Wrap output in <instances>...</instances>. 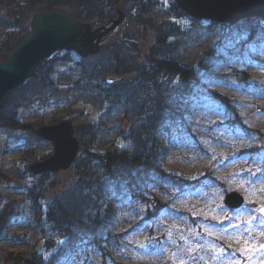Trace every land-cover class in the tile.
<instances>
[{"label":"rangeland","instance_id":"rangeland-1","mask_svg":"<svg viewBox=\"0 0 264 264\" xmlns=\"http://www.w3.org/2000/svg\"><path fill=\"white\" fill-rule=\"evenodd\" d=\"M137 1L124 0L118 7L124 17L102 39L101 60L112 62L115 47L123 45L144 61L154 43L151 26L167 21L177 28L167 36L168 43H177L173 58L199 76L186 100L190 109L184 121L159 134L167 150L162 168L170 182L159 180L136 199L111 196L119 201L111 228L118 237H104L100 246L85 242L66 249V239L45 213L75 175L72 166L47 175L30 171L32 163L53 151L36 128L62 120L79 130L90 125L92 150L104 153L132 148L124 135L136 118L125 113L123 101L112 102L102 91L109 86L104 79L118 74L86 78L78 64L81 57L58 51L54 56L70 60L56 67L53 86L15 102L19 121L31 128L0 126V212L10 213L0 232V264H17L33 255L44 264H264V215L256 211L257 206L264 208V147L259 140L264 129V22L250 40L245 28L236 27L244 20L222 25L175 17L170 0H140L147 4L145 12L130 11ZM12 16L11 9L0 6V19L12 21ZM133 17L139 18L135 24ZM5 33L0 26V42ZM97 61L92 57L86 64ZM118 76L120 82L131 77ZM159 81L169 92L182 85L173 76ZM82 138L87 144L85 131ZM79 153L80 146L77 157ZM230 192L243 198L240 208L224 203ZM108 199L100 202L105 205ZM156 199L166 207L155 210L160 206Z\"/></svg>","mask_w":264,"mask_h":264},{"label":"trees","instance_id":"trees-1","mask_svg":"<svg viewBox=\"0 0 264 264\" xmlns=\"http://www.w3.org/2000/svg\"><path fill=\"white\" fill-rule=\"evenodd\" d=\"M123 1L0 0V6L11 9L13 15L12 21L5 22L0 19V26L6 32V40L0 42V62L7 60L18 43L28 35L29 19L37 11L61 9L79 20L90 23L92 27H97L109 24L115 18L118 7ZM170 1V9L175 17L187 16L194 22L198 21L185 13L174 0ZM146 7L147 4L139 0L135 6H131L130 11L144 13ZM23 19L27 21L25 26L21 24ZM137 20L139 18L133 17V23ZM243 20L236 27L245 28L250 40L263 29L264 19L261 17L251 16ZM151 28L155 32L154 43L149 48L144 61H138L132 57L128 48L123 45L115 47L112 62L101 60L103 50L92 56L100 58V61L93 65L86 64L89 58H92L91 56L79 60L78 64L86 78H102L106 73L131 76L125 81L103 87L102 91L112 102L123 101L125 113L135 117L136 122L129 126L124 135L131 141V149H113L104 153H96L92 150L95 134L90 125L80 130L74 127L80 144L79 156L71 167L75 179L49 202L45 213L52 228L66 239L68 250L72 251L85 242L100 246L104 237L105 240H115L118 237L111 233V228L115 222L116 205L119 201L111 196H130L136 199L143 197L142 194L149 185L159 183V180L170 182L162 168L167 150L160 142L159 134L184 121L190 109L186 100L193 96L192 91L194 86L199 84V76L196 71L182 66L173 58L177 43H168L167 36L171 28L177 29L176 26L165 21L153 24ZM69 60L66 55H53L45 59L33 75L15 89L0 110V126L31 128L19 121L16 115V100L19 96L22 100L27 95H38L51 88L56 67ZM163 76L177 77L182 85L169 92L159 81ZM217 96L228 109L231 108L225 97ZM82 131L86 132L87 144L82 138ZM88 145H91L90 148H87ZM93 164L98 166L97 170L93 169ZM47 174L44 173V175ZM105 198L109 199L103 205L100 201ZM156 202L160 206L155 210L166 207L161 201L158 202V199ZM9 214L6 210L0 212V232L9 221ZM17 264L44 263L39 257L33 255L28 259H21Z\"/></svg>","mask_w":264,"mask_h":264},{"label":"water","instance_id":"water-1","mask_svg":"<svg viewBox=\"0 0 264 264\" xmlns=\"http://www.w3.org/2000/svg\"><path fill=\"white\" fill-rule=\"evenodd\" d=\"M188 15L197 20H208L233 25L239 21L257 16L264 19V0H174ZM124 13L117 10V17L109 24L92 27L61 9L35 12L30 19V32L13 49L10 57L0 62V110L5 106L17 87L28 80L37 67L57 51H73L79 57L95 55L101 48L102 39L122 22ZM107 85L119 81L112 74L104 79ZM36 134L52 143V153L29 166L34 175L56 173L69 169L79 150V141L70 121L36 128ZM259 140L264 147V129L259 131ZM243 198L236 192L225 195L224 203L238 209ZM256 211L264 215V208Z\"/></svg>","mask_w":264,"mask_h":264}]
</instances>
